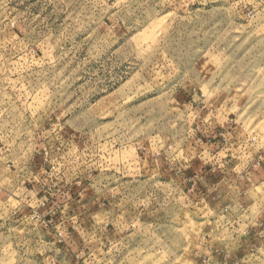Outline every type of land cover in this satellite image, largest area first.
I'll list each match as a JSON object with an SVG mask.
<instances>
[{
    "label": "rangeland",
    "instance_id": "rangeland-1",
    "mask_svg": "<svg viewBox=\"0 0 264 264\" xmlns=\"http://www.w3.org/2000/svg\"><path fill=\"white\" fill-rule=\"evenodd\" d=\"M0 264H264V0H0Z\"/></svg>",
    "mask_w": 264,
    "mask_h": 264
},
{
    "label": "crops",
    "instance_id": "crops-1",
    "mask_svg": "<svg viewBox=\"0 0 264 264\" xmlns=\"http://www.w3.org/2000/svg\"><path fill=\"white\" fill-rule=\"evenodd\" d=\"M242 237H244L245 238V236L243 235ZM246 238H248V236L246 237ZM245 238V239H246ZM250 246V245H249ZM252 249V253H251V255L253 254V252H258V248H256V245L255 244H251V248H250V250Z\"/></svg>",
    "mask_w": 264,
    "mask_h": 264
}]
</instances>
